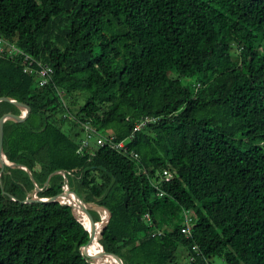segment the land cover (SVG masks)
<instances>
[{"label": "trees", "instance_id": "obj_1", "mask_svg": "<svg viewBox=\"0 0 264 264\" xmlns=\"http://www.w3.org/2000/svg\"><path fill=\"white\" fill-rule=\"evenodd\" d=\"M0 31L54 70L38 87L0 59V97L30 107L3 123L2 151L17 165L1 174L0 264L102 261L80 252L83 211L22 201L63 184L98 221L95 252L124 264H177L178 247L186 264H264V0H0ZM24 111L0 102V116ZM145 116L158 119L134 131ZM81 122L116 140L132 134L127 151L78 152ZM165 168L172 177L155 188ZM183 209L194 213L190 237Z\"/></svg>", "mask_w": 264, "mask_h": 264}, {"label": "built area", "instance_id": "obj_2", "mask_svg": "<svg viewBox=\"0 0 264 264\" xmlns=\"http://www.w3.org/2000/svg\"><path fill=\"white\" fill-rule=\"evenodd\" d=\"M0 59H7L12 61H18L21 66L22 72L31 75L34 77L36 81V85L38 87H44L53 82V67L40 59L34 57L33 55L25 52L18 44L5 36L0 31ZM55 92L59 97V100L65 105L66 96L65 91L60 87H55ZM158 117L153 116H145L136 122L134 131L143 128L147 123L153 122ZM83 135L80 138L79 145L77 148L78 152H82L83 150H91V144L95 143L96 145H108L112 148H116L122 151H127L126 141L132 137L130 134L127 138L123 140H116V137L112 133H102L97 131L95 128L91 127L88 122H81ZM129 155L133 159H138V154L132 150L129 151ZM62 175L65 176L64 171H60ZM159 178L157 179L155 176H151L150 180L152 185L157 188L160 180H169L172 177V171L165 168L158 173ZM62 190L67 187L63 184ZM158 194H162L161 191ZM183 218L181 222L180 231L186 237H190L192 235V226H193V217L194 213L188 209L182 210ZM145 218L149 219V215L146 213ZM160 230L152 231L151 234H160ZM192 249L197 251L196 245L192 246ZM190 260H193V256L189 257Z\"/></svg>", "mask_w": 264, "mask_h": 264}, {"label": "water", "instance_id": "obj_3", "mask_svg": "<svg viewBox=\"0 0 264 264\" xmlns=\"http://www.w3.org/2000/svg\"><path fill=\"white\" fill-rule=\"evenodd\" d=\"M1 101H7V102H11L15 105L22 106L25 108V111L21 115L12 114V113H2L0 116V186H2L1 174H2V171L4 170V166L5 165H7V166L17 165V163H13V162L8 161L3 154V151H2L3 123L7 117H11L16 121H22L28 116L29 111H30V107L27 104L22 103L20 101H17L15 99L8 98L6 96H2V97H0V102ZM19 166L21 168H23L25 171H27L30 179L33 181V177H32L31 172L23 165H19ZM34 185H35L36 190L40 189L36 183H34ZM69 193H73L75 196V199L72 198L71 201L69 199H67V201H65V199L64 200L59 199L60 197H64V198L67 197L69 195ZM11 198L15 199V197H13V196H11ZM22 201L23 202L59 201L61 204H66V205L70 206L73 210L76 208L80 209L81 211H83L87 215V217L90 221L89 229L84 226L85 229L88 231L89 237H88L87 242L80 247V252L83 255V257H85V258L97 257V258L102 259V261L95 262L94 264H124L122 259L117 254L104 250L102 248V246H100V249H98L96 252L91 253L90 249H91V245L93 244V241L96 237V229H97L96 223L98 221H96L93 218L92 214L89 211V206L86 205V202H84L81 199V197H79V195L75 191L66 188L54 196L38 197L37 195H33V197H25V199H23ZM109 216H110V213L108 212V217L106 218V221L109 219ZM108 259H112L113 263L110 262Z\"/></svg>", "mask_w": 264, "mask_h": 264}, {"label": "rangeland", "instance_id": "obj_4", "mask_svg": "<svg viewBox=\"0 0 264 264\" xmlns=\"http://www.w3.org/2000/svg\"><path fill=\"white\" fill-rule=\"evenodd\" d=\"M180 79H181V81H182L183 83H187L189 80H191L190 78H187V77H181ZM82 100H83V97H80V98H79V103H81ZM73 109L76 110V108H73ZM57 117H61V114H58ZM62 128H63L65 131H67L68 134H72L73 131H74L73 128L69 127L67 121L63 124ZM82 135H83V131H82ZM261 145H262L263 150H264V141L261 142ZM77 190H79V187H78V186H77ZM80 195H81V192H80ZM181 213H182V212H181ZM182 218H183V214H182ZM168 228H169V227H168ZM181 251H182V248H181V247H178L177 254H178V256H179V255H180V256H179V258H178V263H177V264H186V263L188 262L187 257H186L183 253L181 254ZM210 263H211V264H225V263H224V260H223L222 257H220V256H213V257H211V259H210Z\"/></svg>", "mask_w": 264, "mask_h": 264}, {"label": "bare ground", "instance_id": "obj_5", "mask_svg": "<svg viewBox=\"0 0 264 264\" xmlns=\"http://www.w3.org/2000/svg\"><path fill=\"white\" fill-rule=\"evenodd\" d=\"M59 175V174H58ZM60 176V175H59ZM72 198H74L75 199V197L74 196H72L71 195V193H69V195L67 196V197H65V201H67V199H69L70 201H71V199ZM86 205L88 206L89 204H87L86 203ZM106 218H107V212L105 211V210H103V212H102V214H101V223H100V225H99V229H100V226H101V224L106 220ZM98 229V230H99ZM96 231H97V229H96ZM97 233H98V231L96 232V237H95V239H94V241H93V244L91 245V249H90V251H91V253H93V252H95V250H94V245H95V243L98 241L97 240ZM98 250V249H97ZM96 250V251H97ZM94 258V261H99V259L97 258V257H93ZM110 262H112L113 263V260L112 259H108Z\"/></svg>", "mask_w": 264, "mask_h": 264}]
</instances>
